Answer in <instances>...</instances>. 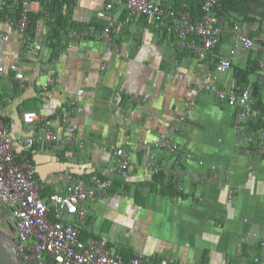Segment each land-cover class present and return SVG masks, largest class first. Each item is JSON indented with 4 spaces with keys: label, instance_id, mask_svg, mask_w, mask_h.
I'll return each instance as SVG.
<instances>
[{
    "label": "crops",
    "instance_id": "obj_1",
    "mask_svg": "<svg viewBox=\"0 0 264 264\" xmlns=\"http://www.w3.org/2000/svg\"><path fill=\"white\" fill-rule=\"evenodd\" d=\"M108 1L33 0L34 46L28 53L9 27L16 13L6 17L0 6V66L5 68L0 104L9 112L17 152H27L35 166L41 195L64 192L73 177L85 182L110 177L113 186L87 204L81 240L105 238L124 260L142 252L172 264H250L256 258L264 264V149L235 132L236 107L197 90L203 62L177 49L174 35L163 27L143 16L122 23L124 10L115 7L106 17L119 20L112 31L118 51L109 49L100 37L107 18L97 15ZM165 3L180 6V0ZM189 10L192 17L201 16L196 2L190 1ZM216 13L230 32L221 36L212 60L231 56L230 68L216 74V84L239 87L236 69L255 61L247 87L255 104L257 84L264 104V33L250 0H222ZM237 36L253 39V47L235 46ZM15 54L22 79L8 68ZM71 103L78 144L43 143L39 137L46 126L64 133L62 113ZM28 110L40 118L23 122ZM177 120L178 150L148 153L142 141L157 138ZM29 136L36 141L26 150ZM118 147L130 157L124 178L114 170ZM151 156L161 166L157 173L144 167Z\"/></svg>",
    "mask_w": 264,
    "mask_h": 264
},
{
    "label": "built area",
    "instance_id": "obj_2",
    "mask_svg": "<svg viewBox=\"0 0 264 264\" xmlns=\"http://www.w3.org/2000/svg\"><path fill=\"white\" fill-rule=\"evenodd\" d=\"M33 0H0V6L6 17L16 13V20L10 21L9 27L15 30L23 51L28 53L34 46L30 35L29 10ZM46 4L63 2L64 0H39ZM167 0H109L98 12L100 18H107L106 12L115 7L124 10L121 22H131L143 16L149 22L161 26L166 32L174 35L175 46L179 50H187L203 62L204 74L197 84L198 91L207 92L218 100L236 107L233 128L244 136L253 148L264 149V127L251 131L248 122H264V109L256 106L251 98L250 88H239L235 85L220 86L216 84V74L230 68L231 56L219 58L213 62L212 56L223 34L230 31L224 27L223 19L217 15L216 8L222 0H180L178 8L165 3ZM190 1L200 7L201 16L192 17L189 10ZM50 20H54L45 11ZM119 22L115 17L107 18L100 37L109 49L118 51L113 44L112 31ZM74 36L82 33L73 32ZM8 38V35H4ZM240 42L244 50H250L253 39L236 37L234 45ZM114 46V47H113ZM234 50H231V55ZM19 54L8 68L14 72L16 79L24 77L23 68L19 64ZM213 65V68L211 67ZM264 66V60L260 63ZM5 71L0 66V74ZM53 83V79H48ZM64 109L62 121L64 133L55 132L46 126L43 143L65 142L77 145L76 125L71 121L74 105ZM9 112L0 104V201L4 203L13 217L15 228L16 257L22 264H172L166 261H155L150 256L138 252L130 259L124 260L116 254L105 238L80 239V229L85 222L88 211L87 204L113 186V178L92 176L87 182L80 177H73L62 193H51L47 198L41 195V184L37 179L35 166L27 152H17V146L9 130ZM40 118L39 112L28 110L22 112V121L32 123ZM183 119V118H182ZM179 128V121H173L166 132L157 138L144 139L142 146L150 153L154 149H163L174 153L178 144L173 133ZM33 136L26 137L24 148L30 149L35 143ZM114 170L118 176L125 177L130 166V157L121 147L114 150ZM152 172L161 170L160 164L151 156L144 164ZM258 258L254 264H259Z\"/></svg>",
    "mask_w": 264,
    "mask_h": 264
},
{
    "label": "water",
    "instance_id": "obj_3",
    "mask_svg": "<svg viewBox=\"0 0 264 264\" xmlns=\"http://www.w3.org/2000/svg\"><path fill=\"white\" fill-rule=\"evenodd\" d=\"M254 16L264 33V0H250ZM0 264H22L16 257V246L14 237L0 232Z\"/></svg>",
    "mask_w": 264,
    "mask_h": 264
},
{
    "label": "trees",
    "instance_id": "obj_4",
    "mask_svg": "<svg viewBox=\"0 0 264 264\" xmlns=\"http://www.w3.org/2000/svg\"><path fill=\"white\" fill-rule=\"evenodd\" d=\"M192 5V4H191ZM199 6V5H198ZM200 8V7H199ZM255 61H251L250 64L242 69V68H237L236 69V72H235V77L237 79V82L239 83V87L240 88H243V87H247V80H248V76L254 72L256 70V65H255ZM252 94L254 97L257 98V101L255 102V105L264 109V104L260 101L259 98V95H260V88L257 84H255L253 86V90H252ZM256 128H260V127H264V122L259 120L256 125H255ZM255 262L253 261L252 263L250 264H254Z\"/></svg>",
    "mask_w": 264,
    "mask_h": 264
},
{
    "label": "rangeland",
    "instance_id": "obj_5",
    "mask_svg": "<svg viewBox=\"0 0 264 264\" xmlns=\"http://www.w3.org/2000/svg\"><path fill=\"white\" fill-rule=\"evenodd\" d=\"M0 232L14 237L15 228L13 224V217L8 210V207L0 201Z\"/></svg>",
    "mask_w": 264,
    "mask_h": 264
}]
</instances>
